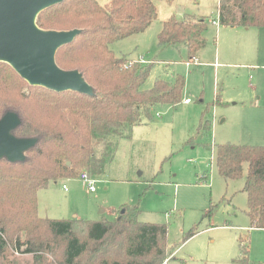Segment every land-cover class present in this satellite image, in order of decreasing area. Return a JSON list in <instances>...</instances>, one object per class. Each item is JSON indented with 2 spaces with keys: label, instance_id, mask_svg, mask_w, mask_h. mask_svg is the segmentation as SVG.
I'll list each match as a JSON object with an SVG mask.
<instances>
[{
  "label": "trees",
  "instance_id": "16d2710c",
  "mask_svg": "<svg viewBox=\"0 0 264 264\" xmlns=\"http://www.w3.org/2000/svg\"><path fill=\"white\" fill-rule=\"evenodd\" d=\"M157 18L153 0H111L107 5L65 0L39 14L37 24L44 31L80 30L74 42L58 50L56 62L65 71H79L93 94L32 86L0 62V120L16 113L21 124L12 134L36 140L23 161L0 159V264H13L15 253L32 255L33 264H164L173 259L168 226L141 221L138 205H123L113 221L45 219L38 213L40 190L82 173L101 177L115 159L119 140L132 138L134 128L157 106L182 102L184 76L159 78L152 89H144L153 63L126 69L129 60L110 48L144 33ZM215 21L264 28V0H219L212 21L191 14L170 18L158 44L184 45L192 61L207 46L206 34ZM209 124L201 128L208 130ZM215 165L227 180L245 178L250 228L264 229V146L217 144ZM240 242L241 254L233 262L247 264L249 245L243 238Z\"/></svg>",
  "mask_w": 264,
  "mask_h": 264
},
{
  "label": "rangeland",
  "instance_id": "374dc122",
  "mask_svg": "<svg viewBox=\"0 0 264 264\" xmlns=\"http://www.w3.org/2000/svg\"><path fill=\"white\" fill-rule=\"evenodd\" d=\"M153 1L157 20L110 48L117 57L153 63L144 89L159 78L184 76L182 102L157 106L132 138L118 141L113 163L95 179V192L79 176L40 190L39 216L113 221L123 205H138L141 221L168 226L173 259L164 264H234L241 238L249 245L247 264H264V229L250 228L245 178L227 180L215 165L217 144L264 146V28L211 24L199 63L188 66L184 45L159 46L163 23L185 14L215 20L219 0ZM206 121L208 130L201 128ZM192 231L197 234L191 236ZM32 258L15 253L11 260L33 264Z\"/></svg>",
  "mask_w": 264,
  "mask_h": 264
},
{
  "label": "water",
  "instance_id": "95a60500",
  "mask_svg": "<svg viewBox=\"0 0 264 264\" xmlns=\"http://www.w3.org/2000/svg\"><path fill=\"white\" fill-rule=\"evenodd\" d=\"M64 1L0 0V62L11 65L32 86L93 94L79 71H65L56 62L58 50L74 42L80 30L44 31L37 24L41 12ZM20 124L16 113L0 120V159L23 161L25 152L36 144L12 134Z\"/></svg>",
  "mask_w": 264,
  "mask_h": 264
},
{
  "label": "built area",
  "instance_id": "2783aa9c",
  "mask_svg": "<svg viewBox=\"0 0 264 264\" xmlns=\"http://www.w3.org/2000/svg\"><path fill=\"white\" fill-rule=\"evenodd\" d=\"M214 24H218V22H214ZM219 25V24H218ZM147 61L145 60H141V61H132V60H129L128 62H126L124 64V67L126 69H130L132 68L136 63H146ZM198 62V59L197 58H194L191 62L187 63L188 66H190L192 63H197ZM185 104H190L191 103V100L190 99H186L184 101ZM81 179L82 181L84 182V184L86 185L85 187L90 191V192H95L96 191V187H95V183H96V180L91 178L89 176V174L87 173H82L81 174ZM64 190L65 191H68V188L67 186L64 185ZM167 262V261H166Z\"/></svg>",
  "mask_w": 264,
  "mask_h": 264
},
{
  "label": "crops",
  "instance_id": "0c3cea01",
  "mask_svg": "<svg viewBox=\"0 0 264 264\" xmlns=\"http://www.w3.org/2000/svg\"><path fill=\"white\" fill-rule=\"evenodd\" d=\"M185 15H187V14H185ZM185 15H184V16H185ZM204 17H205V16H204ZM211 20H212V19H211ZM213 24H214V23H213ZM219 26H221V25H219ZM229 27H230V26H229ZM162 28H163V27H162ZM232 28H235V29H241V27H232ZM242 29H243V28H242ZM203 50H204V49H203ZM203 50H202V51H203ZM186 51H187V50H186ZM202 51H201V52L199 53V55L196 57V58L198 59V62H197V63H193V64H198V63H199V57H200ZM189 62H191V61H187L186 64L189 63ZM186 105H188V104H186ZM65 186H66V185H65ZM63 188H64V187H63Z\"/></svg>",
  "mask_w": 264,
  "mask_h": 264
}]
</instances>
